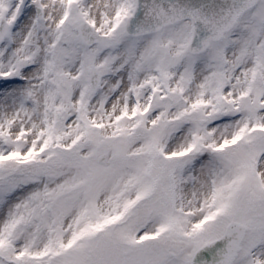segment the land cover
<instances>
[{"label":"snow or ice","instance_id":"1","mask_svg":"<svg viewBox=\"0 0 264 264\" xmlns=\"http://www.w3.org/2000/svg\"><path fill=\"white\" fill-rule=\"evenodd\" d=\"M0 264H264V0H0Z\"/></svg>","mask_w":264,"mask_h":264}]
</instances>
